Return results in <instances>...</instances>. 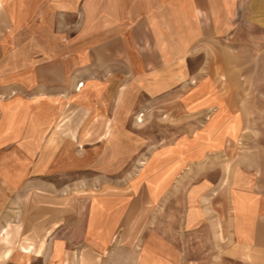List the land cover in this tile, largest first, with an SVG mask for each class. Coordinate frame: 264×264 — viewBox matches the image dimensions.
<instances>
[{
	"label": "rangeland",
	"instance_id": "rangeland-1",
	"mask_svg": "<svg viewBox=\"0 0 264 264\" xmlns=\"http://www.w3.org/2000/svg\"><path fill=\"white\" fill-rule=\"evenodd\" d=\"M239 2L230 33L205 38L163 75L151 72L143 81L119 63L94 76L105 94L88 96L85 114H67L56 125L60 136L74 138L63 139L62 149L73 146L76 156L86 157L84 167L36 175L26 148L16 152L21 180L5 198L17 204L12 218L22 225L7 234L22 239L6 242L8 251L52 250L35 242L51 233L60 243L55 248L65 246L70 264H79L94 204L109 203L104 197L113 194L128 201L119 213L134 217L136 252L159 248L178 264L222 260L223 184L230 178L234 186L241 171L264 165V0ZM87 86L81 80L62 93L63 106L73 110L77 92ZM0 150L13 177L14 149ZM110 253L100 264L121 261ZM35 256L23 261L47 262Z\"/></svg>",
	"mask_w": 264,
	"mask_h": 264
},
{
	"label": "crops",
	"instance_id": "crops-1",
	"mask_svg": "<svg viewBox=\"0 0 264 264\" xmlns=\"http://www.w3.org/2000/svg\"><path fill=\"white\" fill-rule=\"evenodd\" d=\"M239 1L0 0V148L14 149L15 159L11 177L7 157L0 153V264H26L23 259L34 254L47 259L45 264H70L71 259L65 246L62 251L55 248L58 241L51 233L35 242L50 243L52 250L6 249V242L22 239L7 234L22 225L12 218L17 204L5 198L8 188L17 190L21 177L15 164L22 163V154L17 157L16 152L26 148L36 175L64 171L71 164L70 168L84 167L86 157L76 156L73 146L69 152L62 149L63 139L74 138L60 136L56 125L67 114H85L88 96L98 100L105 94L94 76L119 63L143 81L151 72L160 70L153 76L163 75L166 68L181 65L205 38L230 33ZM81 80L88 83L89 94L87 88L78 91L71 110L63 106L62 93L74 90ZM259 168L241 171L234 186L230 178L228 187L223 184V256L218 264H231L232 259L264 264L263 163ZM104 199L110 202L101 198L94 204L79 264H100L98 259H104L108 249L111 259L121 260L115 264H178L159 248L132 249L137 239L131 228L134 217L119 213L125 204L128 208V201L113 194Z\"/></svg>",
	"mask_w": 264,
	"mask_h": 264
}]
</instances>
